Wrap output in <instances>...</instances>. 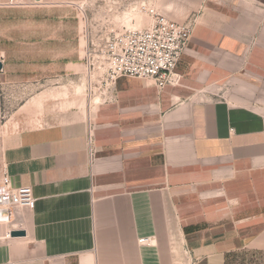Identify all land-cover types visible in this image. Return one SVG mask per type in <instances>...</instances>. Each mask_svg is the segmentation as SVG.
I'll use <instances>...</instances> for the list:
<instances>
[{
	"label": "crops",
	"instance_id": "crops-1",
	"mask_svg": "<svg viewBox=\"0 0 264 264\" xmlns=\"http://www.w3.org/2000/svg\"><path fill=\"white\" fill-rule=\"evenodd\" d=\"M7 2L3 71H72L63 33L25 32ZM204 3L178 86L123 77L93 113L12 138L4 171L37 202L0 225V264H264V0Z\"/></svg>",
	"mask_w": 264,
	"mask_h": 264
},
{
	"label": "rangeland",
	"instance_id": "rangeland-1",
	"mask_svg": "<svg viewBox=\"0 0 264 264\" xmlns=\"http://www.w3.org/2000/svg\"><path fill=\"white\" fill-rule=\"evenodd\" d=\"M205 1L67 0L56 7L35 4L4 9L7 22L26 23L20 25L25 32H62L65 62L75 66L62 78L35 76L23 71L0 72V180L4 173V153L19 132L60 122L63 115L89 111V106L90 112H94L97 97H94L90 84L96 78L93 70L97 65L95 57L108 40L127 31L147 29L152 23L148 13L151 8L177 22H183L187 17L186 20L196 21ZM11 12L22 15L14 18ZM259 107L264 110V104Z\"/></svg>",
	"mask_w": 264,
	"mask_h": 264
},
{
	"label": "built area",
	"instance_id": "built-area-1",
	"mask_svg": "<svg viewBox=\"0 0 264 264\" xmlns=\"http://www.w3.org/2000/svg\"><path fill=\"white\" fill-rule=\"evenodd\" d=\"M25 5L27 0H8L5 7ZM148 13L152 23L147 29L115 35L95 57L97 65L93 70L96 78L90 84L94 97L104 99L117 80L123 77L152 81L159 90L180 84L177 67L191 39L195 21L177 22L161 15L155 8L149 9ZM87 142L91 164L94 159L92 131L88 133ZM36 202L32 187L15 188L4 171L0 180V225H12L18 209L34 210ZM140 243L149 244L150 240L143 239Z\"/></svg>",
	"mask_w": 264,
	"mask_h": 264
},
{
	"label": "water",
	"instance_id": "water-1",
	"mask_svg": "<svg viewBox=\"0 0 264 264\" xmlns=\"http://www.w3.org/2000/svg\"><path fill=\"white\" fill-rule=\"evenodd\" d=\"M3 70V65L0 62V72ZM26 233L24 231H13L11 232L10 236L15 238V237H24Z\"/></svg>",
	"mask_w": 264,
	"mask_h": 264
},
{
	"label": "bare ground",
	"instance_id": "bare-ground-1",
	"mask_svg": "<svg viewBox=\"0 0 264 264\" xmlns=\"http://www.w3.org/2000/svg\"><path fill=\"white\" fill-rule=\"evenodd\" d=\"M99 100V99H98Z\"/></svg>",
	"mask_w": 264,
	"mask_h": 264
}]
</instances>
